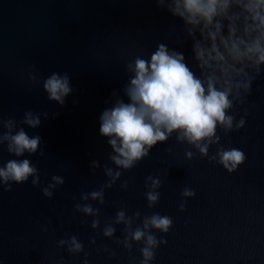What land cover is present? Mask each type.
Wrapping results in <instances>:
<instances>
[{
    "label": "water",
    "instance_id": "1",
    "mask_svg": "<svg viewBox=\"0 0 264 264\" xmlns=\"http://www.w3.org/2000/svg\"><path fill=\"white\" fill-rule=\"evenodd\" d=\"M176 24V33L168 31ZM179 35V22L155 6L154 0H0V119L23 112H48L37 129L44 156L28 157L39 169L40 186L31 178L13 184L11 191L0 187V264H54L61 256L66 264H82L83 252L70 256L56 247L62 237L78 235L88 252L89 264H139L141 245L130 251L114 241L122 238V225L112 239L101 230L120 208L127 215L160 213L172 218V226L157 248L152 264H264V76L253 85L248 104L237 110L238 120L248 108L244 126L225 136L218 130L220 144L239 148L245 160L228 173L210 163L172 136L158 143L132 169L122 171L111 188L105 189L100 208V227L93 231L91 217L77 213L74 204L81 193L98 190L107 182L103 166L108 160L107 139L99 134V115L111 106L112 92L127 80L124 64L135 52L154 50L157 43L171 47ZM182 51L190 58V42ZM35 65L37 75L67 73L74 89L63 106L50 102L41 85L27 79ZM126 100V98H125ZM53 113L59 115L53 118ZM171 149V151H168ZM216 146L209 149L211 156ZM0 146V164L12 159ZM101 167L92 169L91 161ZM53 175L64 178L52 198L41 187ZM159 177V201L149 209L145 178ZM127 180L126 189L120 184ZM187 187L194 197L184 201ZM137 224L140 223L138 219ZM48 225V231L41 226ZM96 243L90 244V237ZM107 248L115 253L109 257Z\"/></svg>",
    "mask_w": 264,
    "mask_h": 264
},
{
    "label": "clouds",
    "instance_id": "2",
    "mask_svg": "<svg viewBox=\"0 0 264 264\" xmlns=\"http://www.w3.org/2000/svg\"><path fill=\"white\" fill-rule=\"evenodd\" d=\"M158 9L164 10L179 22V35L171 47L166 42L157 43L154 50L135 52L124 64L127 80L121 94L112 92L111 106L99 115V134L107 139L110 149L104 165L107 182L98 190L81 193L74 209L84 217H91L93 231L100 227V208L93 202L104 204L105 189L111 188L122 171L132 169L149 155L158 143L175 136L177 143H185L194 151H186L185 159L195 155L208 157L228 173L234 172L245 160L244 152L235 147L220 144L218 130L225 136L238 131L244 124L248 108L237 120V110L248 104L254 83L264 76V0H154ZM176 24L169 27L168 35L176 33ZM190 42V58L182 47ZM35 65L27 69V79L42 90L50 102L63 106L66 97L73 93L71 78L67 73L52 72L47 77L37 75ZM126 98V100H125ZM48 112L27 109L20 120L15 117L0 119V146L13 157L0 164V187L11 191L13 184H22L31 178L33 187L40 186L39 169L28 157L44 156L42 138L29 134L26 129H37ZM59 113H53V118ZM216 151L209 156V149ZM171 151V149H168ZM92 169L101 167L99 161H91ZM64 184V178L53 175L50 182L41 187L45 198H52L54 191ZM128 181L120 184L126 189ZM161 187L159 177L145 178V199L148 208L159 201ZM195 191L185 187L181 192L179 211H184V201L194 197ZM140 220L137 224L136 221ZM172 218L160 213L144 215L139 211L127 215L120 208L114 219L104 223L101 234L112 239L117 226L122 225L121 236L114 242L130 251L133 244L141 245L139 264H152L157 248L164 245L161 236L172 226ZM48 231V225L41 226ZM90 244L96 238L90 237ZM70 256L83 252L82 264H89V253L78 235L57 240ZM109 257L114 252L104 248ZM54 264H66L64 257Z\"/></svg>",
    "mask_w": 264,
    "mask_h": 264
}]
</instances>
